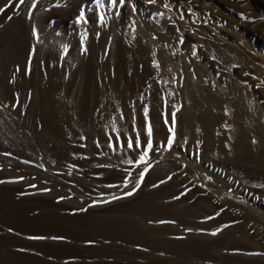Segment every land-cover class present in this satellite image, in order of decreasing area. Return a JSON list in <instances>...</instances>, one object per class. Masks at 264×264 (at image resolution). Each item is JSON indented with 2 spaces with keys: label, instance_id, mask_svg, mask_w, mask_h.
Instances as JSON below:
<instances>
[{
  "label": "rangeland",
  "instance_id": "rangeland-1",
  "mask_svg": "<svg viewBox=\"0 0 264 264\" xmlns=\"http://www.w3.org/2000/svg\"><path fill=\"white\" fill-rule=\"evenodd\" d=\"M0 5V264H264V0H32L20 44ZM50 119L67 128L56 142ZM172 151L236 203L169 216L157 193L176 168L154 183L151 169Z\"/></svg>",
  "mask_w": 264,
  "mask_h": 264
},
{
  "label": "bare ground",
  "instance_id": "bare-ground-1",
  "mask_svg": "<svg viewBox=\"0 0 264 264\" xmlns=\"http://www.w3.org/2000/svg\"><path fill=\"white\" fill-rule=\"evenodd\" d=\"M31 1L32 0H23V2L21 3V0H0V4H9L7 7H6V9H5V11H4V16H9V15H12V17L10 18V20H9V22L8 23H6V39L7 40H13V41H16L17 43H21V41H23V38H25L26 37V35L27 34H29V33H27V31H29L28 30V28H26V19L28 18V16H30V7H31ZM1 6V5H0ZM30 21V20H29ZM4 22V21H3ZM32 26H33V24H32ZM26 29H27V31H26ZM30 29V28H29ZM154 29V28H153ZM161 30V29H160ZM159 30V31H160ZM27 33V34H26ZM161 33V32H160ZM156 34V33H155ZM157 36H158V34H157ZM159 36H160V38L162 39V41H164L165 39V37L163 38V36H161L160 34H159ZM26 38H28V36L26 37ZM25 38V39H26ZM159 38V39H160ZM27 40V39H26ZM28 41H29V39H28ZM11 42V41H10ZM165 42V41H164ZM24 43H25V41H24ZM29 43V42H28ZM14 44V43H13ZM27 44V43H26ZM25 45V44H24ZM23 45V46H24ZM90 45V44H89ZM28 44H27V46H25V47H23V49H22V55H21V59L23 60V58H24V60L26 59V57L24 56V55H26L27 56V48H28ZM27 47V48H26ZM93 48H94V46H93ZM29 49H30V46H29ZM17 51V50H16ZM21 52V51H20ZM28 52L30 53V51L28 50ZM91 52H92V50H91ZM93 53V52H92ZM94 53H97V51H95ZM93 53V54H94ZM24 54V55H23ZM95 55V54H94ZM93 55V56H94ZM24 56V57H23ZM30 56V55H29ZM28 56V57H29ZM96 56V55H95ZM94 56V57H95ZM27 57V58H28ZM19 58V59H20ZM97 58V57H96ZM20 59V60H21ZM19 60V61H20ZM23 60V61H24ZM22 61V62H23ZM21 63V62H20ZM24 63H27V61L25 62L24 61ZM21 65H25V64H21ZM26 66H27V64H26ZM97 67H99V66H97ZM97 69H99V68H97ZM185 82V81H184ZM231 98H234L233 96H232V94H231V96H230V99ZM105 99V98H104ZM102 100V99H101ZM103 101V100H102ZM11 102V101H10ZM106 102V101H105ZM230 104H231V106H232V109H233V111L235 112V113H244V110L242 109V105L240 104V102L238 101V100H236V101H234V100H230ZM10 109V108H9ZM12 111V110H11ZM234 113V114H235ZM14 114V113H13ZM50 114H52V113H50ZM46 115V114H45ZM55 115V114H54ZM53 116V115H52ZM221 116V115H220ZM44 118H45V116H44ZM49 118V117H48ZM216 118V117H215ZM214 119V118H213ZM51 121H45L44 120V122H46V124H45V128H44V130H42L43 132L42 133H44V131H45V135H44V137L47 135V134H53L50 138L48 137V136H46V138H48V139H50V140H55V142H56V140H58L59 139V132L61 131V130H64V129H67L66 128V126L65 125H58L55 121H52L53 119H50ZM215 120V119H214ZM221 120V119H220ZM210 121H212V119L210 120ZM217 124V123H216ZM54 125H56L57 127H55ZM212 125V124H211ZM42 126H44V125H42ZM215 126V125H214ZM220 126H221V124H220ZM219 126V127H220ZM210 127H213V126H210ZM41 129H43V127L41 128ZM212 129V128H211ZM215 129H216V127H215ZM13 130V129H12ZM222 132V131H221ZM47 133V134H46ZM17 134V133H16ZM220 134V133H219ZM211 135V134H210ZM209 136V135H208ZM206 137V136H205ZM209 138V137H208ZM207 139V138H206ZM222 139V138H221ZM243 140H241V141H243L242 142V144L245 142L244 140V138H242ZM60 140V139H59ZM211 140V139H210ZM210 140H208L207 139V146H209V148H210V156L211 157H214L215 159H227V157H228V153H227V151H226V145H225V143H223L224 141H222L221 143H216V145H214V144H212V142H210ZM225 140V139H224ZM68 141V140H67ZM235 141V140H234ZM1 142V141H0ZM53 143H55L54 141H52ZM70 142V141H69ZM246 143V142H245ZM244 143V144H245ZM1 144V143H0ZM239 145V147H240V143L238 144ZM244 147V146H243ZM16 149V148H15ZM204 149H208V147L207 148H204ZM237 149V148H236ZM240 149H242V148H240ZM243 150V149H242ZM206 152H208V150H206ZM244 152V151H243ZM16 154V153H15ZM205 155V154H204ZM203 155V156H204ZM209 155H207V156H209ZM22 156V155H21ZM202 156V155H201ZM202 156V158H204ZM206 156V155H205ZM209 156V157H210ZM171 157H172V161H168L167 163H166V165L164 164V165H160V164H157V165H155V166H153L152 167V169H151V174H152V176H153V179H152V183H154L155 181L157 182H160L159 180H163L167 175H168V173L166 172V173H164V167H170V168H176V170L175 171H177V173H176V175H177V181L176 182H174V183H172V184H169L170 186L168 187V185H165V186H163L162 185V187H163V189L160 187L159 189L160 190H162L161 192H159V193H157L156 195H157V198L159 197L160 199H165V201L167 200L168 201V199H171V200H173V201H175V202H173V203H171V205H170V207H169V209H168V214H169V216H171V217H173V218H175L176 220H182V219H184L185 217H187V216H192V217H194V218H200L201 216L203 217V216H206V215H208V213H210V211L212 212V210L211 209H220L221 208V206L222 205H224V204H228V205H234V203H236V202H233V201H231V200H229V199H233L232 198V195L231 194H229V192L222 186V183H223V181L221 180V178L218 176V175H214L212 172H210V171H208L205 167H204V162L203 161H206V160H203L202 162H203V164H201V163H196V162H189L188 160H187V158L185 157H183V156H180V154L177 152V151H172V153H171ZM196 157H197V155H196ZM201 158V159H202ZM213 158V159H214ZM190 159H191V156H190ZM205 159H207L206 157H205ZM212 159V158H211ZM210 159V160H211ZM213 159H212V161H213ZM241 159H244V160H246V162H247V160H249L250 159V156L248 155V154H246L245 152H244V154H242V158ZM209 160V159H208ZM207 160V161H208ZM209 160V161H210ZM0 161H1V159H0ZM174 161H178V162H174ZM206 161V163H209V162H207ZM165 162V161H164ZM189 162V163H188ZM223 162V164L224 165H226V163H224L225 161H222ZM221 162V163H222ZM220 162L219 163H217V164H221ZM217 164H216V166H217ZM223 164H222V166H223ZM213 166H214V164H213ZM242 167V166H241ZM11 168V167H10ZM18 168V167H17ZM19 169H21L20 167H19ZM168 169V168H167ZM237 169V168H236ZM17 170V169H16ZM172 170L173 169H171V170H169V172H172ZM224 170V169H223ZM225 171V170H224ZM234 171V170H233ZM236 171H238L239 173L240 172H246L245 170H244V168H239V169H237ZM21 172V171H20ZM19 172V173H20ZM22 174L24 173V172H21ZM246 173H249V172H246ZM28 174V173H27ZM60 174V173H59ZM63 174V173H62ZM29 175V174H28ZM64 175H66V174H64ZM6 176V175H5ZM5 176H3V179H4V177ZM27 176V175H26ZM30 176V175H29ZM45 176V175H44ZM151 176V175H150ZM62 177V176H61ZM0 178H2V177H0ZM14 178V177H13ZM42 178H44V177H42ZM49 178V177H48ZM2 179V180H3ZM5 179H7V178H5ZM45 179H47V178H45ZM1 180V179H0ZM13 181V180H12ZM197 185H199V186H197ZM166 187H168V188H166ZM52 188V187H51ZM166 188V189H165ZM15 189V188H14ZM38 189V188H37ZM36 189V190H37ZM151 189V188H150ZM158 189V191H160ZM3 190H4V188H3ZM73 190V189H72ZM151 190H153V189H151ZM150 190V191H151ZM156 190H157V188H156ZM23 191H25V190H23ZM154 191H155V189H154ZM153 191V192H154ZM39 193H41V192H39ZM147 193V191L145 192V194ZM152 193V192H151ZM150 192H149V194L148 195H150L151 194ZM153 194V193H152ZM155 194V193H154ZM153 194V195H154ZM147 195V194H146ZM152 195H150V197H151ZM141 197V196H140ZM144 197H146L145 195H144ZM149 197V198H150ZM156 197V196H155ZM154 197V198H155ZM147 198H148V196H147ZM152 198V197H151ZM50 199V198H49ZM139 199V198H138ZM143 199V198H142ZM145 199V198H144ZM52 200H53V198H52ZM213 200H215V202H213ZM137 201V200H136ZM237 201V200H236ZM239 201V200H238ZM49 202V201H48ZM51 202V201H50ZM138 202H139V200H138ZM143 202V201H142ZM240 202H241V200H240ZM242 202H243V200H242ZM242 202H241V204H242ZM47 203V202H46ZM140 203V202H139ZM165 203V202H164ZM244 203H245V201H244ZM74 204H75V202H74ZM154 204V203H153ZM55 206V205H54ZM67 206V205H66ZM155 206V205H154ZM176 206H178V207H180V210H179V213H174V208L176 207ZM75 207V206H74ZM130 207V206H129ZM248 207V206H247ZM76 209V208H75ZM221 210H223V209H221ZM220 210V211H221ZM121 211V210H120ZM249 211H251V210H249ZM235 212V211H234ZM234 212L232 213V210H231V213L232 214H234ZM164 213V215H166L165 214V212H163ZM144 214V213H143ZM211 214V213H210ZM213 214V213H212ZM236 214V213H235ZM235 214H234V220H232V221H235L236 219H235V217H237L238 215L236 214V216H235ZM153 217H156V216H158V217H161V215H160V213L159 212H155V213H152L151 214ZM160 215V216H159ZM210 216V215H209ZM241 216H242V214H241ZM141 217V216H140ZM146 217V216H145ZM201 217V218H202ZM208 217V216H207ZM239 217V216H238ZM193 218V219H194ZM243 218V217H242ZM242 218L240 217L239 218V221L241 222V220H242ZM203 219H205V217L203 218ZM218 219V218H217ZM216 219V220H217ZM241 219V220H240ZM215 220V221H216ZM237 220H238V218H237ZM247 220H249V219H247ZM192 221V220H191ZM219 221H220V223L222 222L223 223V221L222 220H220L219 219ZM227 221V220H226ZM225 221V222H226ZM239 221L237 222V223H239ZM107 222V221H106ZM207 222V221H206ZM205 222V223H206ZM217 222L218 221H216V222H213V223H216V224H213V225H217ZM230 222H231V220H230ZM196 223H198V221L196 222ZM203 223V222H202ZM201 223V224H202ZM221 223V224H222ZM112 224V223H111ZM185 224L186 225H188V227H189V229H194L195 227H197L198 226V224H195V223H187V222H185ZM200 224V223H199ZM200 224V225H201ZM207 224L208 223H206L205 225L206 226H204V227H206L207 228ZM199 225V226H200ZM212 225V227H217V226H213ZM243 226V225H242ZM245 226V225H244ZM135 227V226H134ZM202 227V226H201ZM136 228V227H135ZM205 228V229H206ZM232 228V227H231ZM133 229V228H132ZM237 229H238V231H239V228H238V225H237ZM136 231V230H135ZM172 231V230H171ZM227 231V230H226ZM231 231V230H230ZM230 231H228V233L227 232H225L226 234H232V231H231V233H229ZM138 232V231H137ZM222 233V232H221ZM220 233V234H221ZM170 234V233H169ZM219 234V235H220ZM136 235H138V234H136ZM188 238H194L195 239V237L196 238H203V239H205L206 237H204L202 234H200V235H194L193 234V232H190V233H186L185 234ZM225 235V234H224ZM229 235V236H230ZM140 236V235H139ZM195 236V237H194ZM226 236V235H225ZM235 237H236V234L234 235ZM234 236H233V238H234ZM254 236V235H253ZM217 238H218V236H217ZM217 238H216V240H217ZM220 238V237H219ZM218 238V244L215 242V239H214V241L213 242H215L217 245H219V241L220 242H222V244H223V242L224 243H226V241H224L223 239H225V238H223V236L221 237V239H219ZM226 238H227V236H226ZM233 238H230V240L232 241H230V242H227L228 244L229 243H231V245H232V243H236V240H234L233 241ZM228 239V238H227ZM238 239V238H237ZM242 239V238H241ZM149 241V240H148ZM159 241V240H158ZM184 241V240H183ZM212 241H210V243L212 242ZM201 242V241H200ZM148 243V242H147ZM186 243H187V241H186ZM226 243V244H227ZM234 243V244H235ZM162 244V243H161ZM188 244V243H187ZM212 244V243H211ZM221 244V243H220ZM227 244V245H228ZM240 244L241 245H243V246H241V249L240 250H242V249H244L245 250V248H244V244H242L241 242H240ZM204 245V244H203ZM224 246H225V244H223ZM231 245H229V246H227L228 248L231 246ZM246 245V244H245ZM248 245V244H247ZM247 245L245 246V247H247ZM197 246V245H196ZM224 246L222 247V250H223V248H224ZM233 246V245H232ZM164 247H165V244H164ZM182 247V246H181ZM198 247H199V245H198ZM226 247V246H225ZM234 247V246H233ZM243 247V248H242ZM251 246H249V247H247V249L248 248H250ZM197 248V247H196ZM203 247L201 246V249H202ZM231 248V247H230ZM253 248V247H252ZM163 249V248H162ZM193 249V248H192ZM204 249V248H203ZM206 249V248H205ZM213 249V248H212ZM225 250H226V248H225ZM250 250V249H249ZM248 250V251H249ZM253 251H255L254 249H252ZM204 251H206V250H204ZM213 251V250H212ZM224 251V250H223ZM247 251V250H246ZM206 252H208V250L206 251ZM230 252H231V250H230ZM223 253V252H222ZM232 253H234V252H232ZM237 253V252H236ZM193 254V253H192ZM206 254V253H205ZM216 254V253H215ZM213 255V256H216V255ZM211 255V254H210ZM221 255V254H220ZM206 256V255H205ZM233 256V255H232ZM209 257H211V256H209ZM235 257V256H234ZM233 257V258H234ZM237 257V256H236ZM235 257V258H236ZM203 258H204V256H203ZM234 258V259H235ZM209 260H210V258H208ZM237 259V258H236ZM208 260V261H209ZM241 260H243V259H241ZM254 260V259H253ZM256 260V259H255ZM207 261V260H206ZM212 261V260H211ZM217 261H218V259H217ZM248 261V260H247ZM252 261V260H251ZM261 261V260H260ZM259 261V262H260ZM213 262V261H212ZM240 262V261H239ZM256 262H257V260H256ZM263 262V261H262ZM215 263V262H214ZM223 263H224V261H223ZM217 264V263H216ZM233 264V263H232Z\"/></svg>",
  "mask_w": 264,
  "mask_h": 264
},
{
  "label": "snow or ice",
  "instance_id": "snow-or-ice-1",
  "mask_svg": "<svg viewBox=\"0 0 264 264\" xmlns=\"http://www.w3.org/2000/svg\"><path fill=\"white\" fill-rule=\"evenodd\" d=\"M23 2V0H21V3ZM150 2H154V0H150ZM113 3L115 4V0H113ZM81 19H83V14H81ZM145 115H147V109H145ZM170 131H171V129H169ZM147 132H148V135H149V137L151 136V126H150V124L148 125V127H147ZM171 139H169V141H168V143H169V145L171 144ZM129 148H131V147H133V144L131 143V142H129L128 143V145H127ZM147 147L150 149L151 147H152V141H151V139H149L148 141H147ZM145 155H147V153H145ZM141 160H143L144 159V157L143 156H141V158H140ZM147 171V168H145L144 169V172H146ZM144 172H141L140 173V177H141V180L143 179V175H144ZM137 187H138V184L136 185ZM133 193L130 191L129 193H127V195H132ZM213 234H215V233H213Z\"/></svg>",
  "mask_w": 264,
  "mask_h": 264
}]
</instances>
